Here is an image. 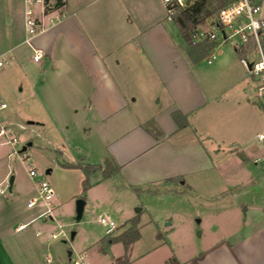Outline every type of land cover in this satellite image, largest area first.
<instances>
[{"label":"crops","instance_id":"1","mask_svg":"<svg viewBox=\"0 0 264 264\" xmlns=\"http://www.w3.org/2000/svg\"><path fill=\"white\" fill-rule=\"evenodd\" d=\"M65 10L67 17L35 36L31 45L24 40V15L20 33H7L9 45L2 53L10 52L24 70L19 91H25L22 105L33 118L29 122L43 125L48 116L57 121L55 116L73 109L92 114L106 159L120 166L107 179H119L123 187L166 192L182 180L189 190L215 191L222 170L230 173L222 192L232 195L240 185L255 183L260 198L239 203L234 197L220 209L227 219L240 221L245 232L234 240L223 236L177 262L264 264V168L258 169L256 161L264 156V146L255 141L264 118L247 99L240 51L213 59L201 74L165 25L161 0H67ZM6 15L13 23L15 15L9 10ZM34 49L44 52L40 62L33 60ZM176 110L186 117L182 128L173 118ZM221 143L240 149L225 154L218 149ZM245 191L247 196L253 192ZM26 209L31 208L26 204ZM252 209L257 214H250ZM39 212L14 226L0 213V264H53L48 255L43 259L42 234L57 226L28 230L44 218H36ZM136 242L125 264H147L132 258ZM68 255L67 264L73 253Z\"/></svg>","mask_w":264,"mask_h":264},{"label":"rangeland","instance_id":"2","mask_svg":"<svg viewBox=\"0 0 264 264\" xmlns=\"http://www.w3.org/2000/svg\"><path fill=\"white\" fill-rule=\"evenodd\" d=\"M21 1L0 0V57L2 51L9 45L7 33L13 29L20 33L22 29ZM7 10L15 15L13 23H8L7 15L4 17ZM164 23L181 48L184 41L178 33L175 20L167 21L166 12ZM237 42L236 39H232L228 43L218 44L210 52L216 54L213 61L217 62L223 55L236 54ZM182 50L189 58L186 51ZM6 55L10 56V52H6ZM191 63L195 64L200 73H204L203 70L210 67L207 58ZM239 64L245 81L247 99L255 103L264 118L262 101L256 97L250 98L246 91L249 87L255 90L256 82L246 74L243 64L240 62ZM23 76V68L13 59H8L4 66L0 67V98L7 104L6 108L0 109V123L18 138V143L14 146L0 145V187L5 189L3 193L0 192V213L4 214L9 225L14 226L23 217L40 209V205L26 209L27 202L37 193L29 175L30 167L36 170L39 178L51 184L55 192L51 200L54 221L43 218L28 226V230L37 225L57 226L53 231L42 234L46 241L43 247L44 260L45 255H48L53 264H67L71 251L73 256L76 253L86 254L94 264H116V259L122 257L118 255L122 253L124 245L119 242L106 247L105 252L100 250L102 247L100 239L107 236L106 226L99 222L100 216L109 217L116 224L117 228L111 236L122 234L130 228L134 218L137 220L141 236L132 251V258L136 263L142 261L156 264L168 257L169 264H175L179 259L198 253L223 236L234 240L245 232L247 228L240 221L227 219V215L225 216L220 209L234 202V197L242 203L250 201L252 197L260 198L262 195L255 183L240 185L232 195L222 192L226 184L224 180L230 175L227 170H222L221 174L216 175L218 178L215 191L195 192L182 185L181 180L175 181V190L153 192L120 186L119 179L104 178L103 170L99 168L86 175L80 168L63 166V163L78 162L103 166L106 160L103 134L100 136L94 124V116L85 115L82 109H73L68 111V114L57 115L58 117L55 116L57 121L51 120L50 116L44 117L43 125L30 123L33 118L26 114L22 105L25 102V91L22 93L19 91ZM255 141L259 142L257 137ZM29 142L31 145H28ZM259 144L264 146L261 142ZM24 146H27L26 150H22ZM218 149L226 154L240 148L222 144ZM261 161H258V169L264 168V162ZM11 176L13 183L10 190ZM248 188L253 192L247 196L245 190ZM79 199H83L85 204L81 218L77 219ZM255 213L257 214L255 209L250 211V214ZM44 219L45 224L42 223ZM51 232L57 233V237L52 238ZM158 234H161V238ZM146 251L150 252L140 256L141 258L137 257Z\"/></svg>","mask_w":264,"mask_h":264},{"label":"built area","instance_id":"3","mask_svg":"<svg viewBox=\"0 0 264 264\" xmlns=\"http://www.w3.org/2000/svg\"><path fill=\"white\" fill-rule=\"evenodd\" d=\"M167 21H174L177 12L191 6L195 0H161ZM67 0H23V15L25 42L29 45L38 34L57 25L67 17L65 6ZM194 41L212 40L216 46L220 43H228L232 39L238 42L235 47L243 52L240 62L246 69V74L256 82V89H250L252 97L262 101L264 108V0H231L222 6L214 15L208 17L193 33ZM215 46V47H216ZM211 50V52L215 49ZM44 52L41 49H34L33 60L40 62ZM256 55V57H254ZM250 56L252 58H250ZM216 54H209L208 63L215 59ZM12 59V56L3 53L0 57V67ZM7 107L6 102L0 99V109ZM259 142L264 144V130L257 134ZM18 138L12 134L7 127L0 123V145L7 144L14 146ZM24 158L26 156L24 155ZM264 160V156L256 161ZM29 175L35 182L36 196L27 203L28 208L40 205V212L36 218H52L51 200L55 195L51 184L45 179L39 178L35 169L29 168ZM0 187V192H4ZM34 218V219H36ZM33 219V220H34ZM99 222L106 226V234L111 235L117 228L113 220L106 216H100ZM27 224L19 227L24 228ZM37 234H41L38 231ZM57 233L51 232V237L56 238ZM69 264H94L86 254L76 253L70 258Z\"/></svg>","mask_w":264,"mask_h":264},{"label":"trees","instance_id":"4","mask_svg":"<svg viewBox=\"0 0 264 264\" xmlns=\"http://www.w3.org/2000/svg\"><path fill=\"white\" fill-rule=\"evenodd\" d=\"M231 0H195L194 3L177 12L175 20V25L178 29V33L181 39L184 41V45L181 44L183 49L186 51L189 59L193 63H197L203 58H207L211 50L217 45L215 41L204 40V41H194L193 33L202 24L208 17L214 15L222 6L230 2ZM235 50L239 53V49L235 47ZM241 55L243 52H241ZM173 118L178 124L179 128H182L187 125V120L185 115L176 110L173 112ZM153 133L157 134V128L153 127L151 130ZM158 135V134H157ZM63 166L68 168H80L84 170L85 174L95 171L96 169H102L104 178H109L117 173L120 169V166L116 164L111 159H106L104 165L101 166H92L86 164L85 162L78 163H63ZM87 180L84 181V188L86 189ZM139 190L138 188H134ZM141 234L138 228L137 220L134 218L131 221V226L126 231L122 232L118 236L107 235L102 240L101 250L105 251L106 247L113 242H121L124 245V254L122 257L116 259V264H125L129 259V252L132 244L140 238ZM158 237L161 238V234H158ZM175 263V262H174ZM169 264V261L166 263ZM175 264H179L176 262Z\"/></svg>","mask_w":264,"mask_h":264},{"label":"water","instance_id":"5","mask_svg":"<svg viewBox=\"0 0 264 264\" xmlns=\"http://www.w3.org/2000/svg\"><path fill=\"white\" fill-rule=\"evenodd\" d=\"M28 145H31V142H29ZM26 148H27V146H24L22 148V150H26ZM49 171H50V169L47 170V172H49ZM12 183H13V176H11L10 180H9V189L10 190L12 187ZM84 204H85V201L83 199L77 200V219H80L82 216ZM73 235H74V233H72V237H73ZM69 254H71V251H69Z\"/></svg>","mask_w":264,"mask_h":264}]
</instances>
